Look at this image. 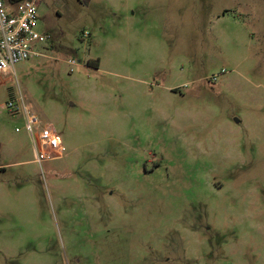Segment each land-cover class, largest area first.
I'll use <instances>...</instances> for the list:
<instances>
[{"label": "rangeland", "instance_id": "1", "mask_svg": "<svg viewBox=\"0 0 264 264\" xmlns=\"http://www.w3.org/2000/svg\"><path fill=\"white\" fill-rule=\"evenodd\" d=\"M30 1L52 41L0 75V264H264V0ZM19 97L62 158L33 163Z\"/></svg>", "mask_w": 264, "mask_h": 264}, {"label": "built area", "instance_id": "2", "mask_svg": "<svg viewBox=\"0 0 264 264\" xmlns=\"http://www.w3.org/2000/svg\"><path fill=\"white\" fill-rule=\"evenodd\" d=\"M39 26L40 17L32 1L0 0V75L15 74L16 65L39 57L38 50L50 45L52 36L44 30L39 31ZM67 65L73 70L77 63L68 60ZM4 109L22 120V128L14 131H24L28 136L35 164L40 166L64 156L65 148L58 133L30 111L22 97L7 101Z\"/></svg>", "mask_w": 264, "mask_h": 264}, {"label": "trees", "instance_id": "3", "mask_svg": "<svg viewBox=\"0 0 264 264\" xmlns=\"http://www.w3.org/2000/svg\"><path fill=\"white\" fill-rule=\"evenodd\" d=\"M15 1H22V0H15Z\"/></svg>", "mask_w": 264, "mask_h": 264}, {"label": "crops", "instance_id": "4", "mask_svg": "<svg viewBox=\"0 0 264 264\" xmlns=\"http://www.w3.org/2000/svg\"><path fill=\"white\" fill-rule=\"evenodd\" d=\"M21 120V119H20ZM22 121V120H21ZM34 163V162H33ZM35 164V163H34Z\"/></svg>", "mask_w": 264, "mask_h": 264}]
</instances>
